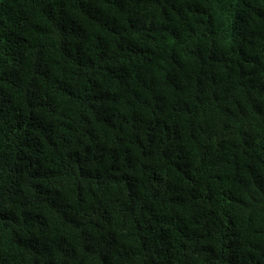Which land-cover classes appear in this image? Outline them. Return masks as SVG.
Segmentation results:
<instances>
[{"label":"trees","instance_id":"1","mask_svg":"<svg viewBox=\"0 0 264 264\" xmlns=\"http://www.w3.org/2000/svg\"><path fill=\"white\" fill-rule=\"evenodd\" d=\"M0 264H264V0H0Z\"/></svg>","mask_w":264,"mask_h":264}]
</instances>
